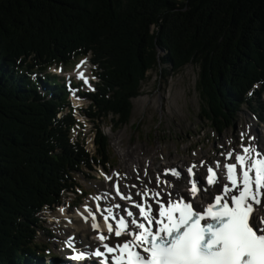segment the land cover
Instances as JSON below:
<instances>
[{
    "label": "trees",
    "instance_id": "obj_1",
    "mask_svg": "<svg viewBox=\"0 0 264 264\" xmlns=\"http://www.w3.org/2000/svg\"><path fill=\"white\" fill-rule=\"evenodd\" d=\"M85 57L98 78L79 93L94 152L75 136L68 86L50 71ZM189 63L215 133L244 106L254 113L264 92V0H0V264H46L39 213L61 203L79 174L107 164L100 122L127 124L150 70Z\"/></svg>",
    "mask_w": 264,
    "mask_h": 264
},
{
    "label": "rangeland",
    "instance_id": "obj_2",
    "mask_svg": "<svg viewBox=\"0 0 264 264\" xmlns=\"http://www.w3.org/2000/svg\"><path fill=\"white\" fill-rule=\"evenodd\" d=\"M161 69L163 68L157 67L147 73L146 79L142 82L140 94L132 99V112L127 124L116 127L110 122L109 118H104L100 122L110 140L111 152L107 164L103 167L98 166L93 171H87L85 175L79 174L77 176L79 187L76 189V193L68 194L63 206L55 209L47 208L41 213V230L37 241L40 243L41 248L45 249L43 258L46 263H52L54 260L56 262L71 260L72 257L68 258L67 255L73 252V248L80 245L86 246L87 241L88 243L92 242V234L86 232L88 230H84L82 225L84 221L76 220L74 216L77 215L78 210H82L84 204L91 203V197H95L103 204L99 205L101 208H98L92 201L94 212L100 213L105 208L103 212L108 213L107 209H111L112 200L121 202V199L117 200L112 196L114 194L113 181H118L120 188L130 185L133 187L131 189L135 190V186L131 184V181L135 180L139 183V188L141 187L140 185L143 184V181L141 182L135 175H130V171L123 161V159L133 160L136 155L133 149L135 145H137L135 149L138 153V158L144 156L146 151H144V148L158 151V154L154 157V163L150 162L147 165V172H150L151 187H154V189L158 188L159 192L162 190L159 187L160 183H157V181L153 183L155 177L152 175L156 174L153 166H156L157 170H160V173L164 175L163 168L158 166V163H162L163 159L168 157L169 154L171 156L176 154L185 161L184 167L175 168L181 172L179 185H184L186 177L184 178L182 173L186 172V166L199 162V158L194 157L196 154H205L207 164H212L213 159H216L219 154L225 159L227 157L224 154L228 151L239 152L242 144L246 146L256 142L257 145L260 143L264 147V92L261 103L254 105L255 115L244 106L238 113L235 125L226 129L222 134H217L210 128V124L202 109L203 102L197 86L199 78L198 65L189 63L180 70H164L162 74L160 73ZM52 70L55 69L52 68ZM83 70L90 80H95L93 76L95 66L89 61L81 65L79 70L73 66V63L63 65V71L60 74L67 72L68 74L66 75L80 80L77 77V71ZM87 88H93V84L90 81L87 84ZM76 92L77 90H74V93ZM71 97L78 108L87 107L88 102L85 100L75 94H72ZM78 118L82 125L75 131V136H79L81 133L80 135L86 141L87 148L93 152L95 150L96 137L95 124L88 117L78 114ZM241 133H244L243 139H241ZM252 137L254 140L251 139ZM119 146L123 150L127 148L125 152H127L128 157L122 156ZM129 146H132V149ZM252 146L257 149L256 145ZM259 148L261 147L259 146ZM129 154H132L133 157ZM175 160L181 159H169L171 163L169 169L176 166ZM133 166L136 175L140 177L142 168H140L136 160L133 162ZM206 166L204 167L205 170ZM113 172H117L120 177L115 180L114 177L112 180L106 179L108 177L106 175H114ZM98 182L102 183L103 187L97 185ZM201 182L204 183L202 180ZM103 188L108 191L107 196L103 195ZM61 208H65L64 211H61ZM111 211L112 216L110 217L115 218L117 216L116 213L113 210ZM122 212L124 213V208ZM86 214L82 211L83 220ZM96 221L101 223L105 220L97 218ZM88 236L91 237L89 238ZM77 237L80 241H77ZM82 237H87L88 240L85 242ZM112 237L124 239L114 235ZM69 240L75 247L65 248ZM89 245L91 246L90 249L95 247L93 244ZM61 247L64 249H61Z\"/></svg>",
    "mask_w": 264,
    "mask_h": 264
},
{
    "label": "snow or ice",
    "instance_id": "obj_3",
    "mask_svg": "<svg viewBox=\"0 0 264 264\" xmlns=\"http://www.w3.org/2000/svg\"><path fill=\"white\" fill-rule=\"evenodd\" d=\"M85 63L82 60L76 69ZM77 76L88 84L83 72L77 71ZM243 136L241 133V139ZM241 148V152L224 154L233 162L215 163V168L229 183L219 180L212 166H206L200 174V180L206 184L199 183L193 172L197 165L192 164L186 169L185 184L175 186V198L167 192L161 202L156 198L162 193L151 192L159 205L158 216L151 204L136 203L143 222L121 216L115 227L107 224V232L123 237L121 242L110 246L105 243L109 237L100 234L97 239L104 251L99 247L91 253L73 249L72 259L94 256L101 259V264H264V149L258 151L251 144H242ZM165 173L177 180L181 177L175 168ZM157 183L169 182L157 178ZM208 186H216V191ZM121 199L130 197L121 195ZM107 211L105 221L112 216L111 209ZM127 217H133V212L127 211ZM92 228L99 226L93 223ZM67 244L73 247L71 240Z\"/></svg>",
    "mask_w": 264,
    "mask_h": 264
},
{
    "label": "bare ground",
    "instance_id": "obj_4",
    "mask_svg": "<svg viewBox=\"0 0 264 264\" xmlns=\"http://www.w3.org/2000/svg\"><path fill=\"white\" fill-rule=\"evenodd\" d=\"M259 133V132H258ZM252 139L254 140V138L252 137ZM263 140H264V136H263ZM258 142V141H257ZM119 143V142H118ZM117 143V144H118ZM251 145H256L257 146V150L259 151V150H261V149H264V147L263 148H259V143H258V145H257V143L255 142V144L253 143V144H251ZM135 146H137V145H135ZM135 146H134V150H135V156H134V158H133V160L135 161H137V163L139 164V166H140V168H142V174H141V176L140 177H138L137 175H136V173H135V171H134V166H133V162L132 161H129V160H126V159H123V161H124V163L126 164V166H127V168H128V170L130 171V175H135L136 176V178H139L140 180H141V182L143 181V184L142 185H140L141 187L139 188V186H138V182H136L135 180L134 181H131V184H133L134 186H135V190H133V189H131V188H133L132 186H126V187H124V191L126 192V196H129L130 197V199H125L126 201H129V200H134V199H136L138 196H141V195H143V193H145V191H147L148 192V195H144L145 197H146V200H145V202L146 203H148V204H151L152 206H153V211H154V213L158 216V209H159V205L156 203V200H154L152 197H151V192H153V190H155V191H158L159 192V190H158V188L157 189H154V187H151V182H150V180H149V174H150V172H147V165L148 164H150V162H152V164L154 163L153 162V160H154V157H155V155L156 154H158V151L155 149H145L144 148V151H145V154H144V156L142 157V158H138L139 156H138V153H137V151H136V149H135ZM120 147V146H119ZM129 147H131V149H132V146H129ZM120 149H121V152H122V156L123 157H125V156H127V152H125V150H127V148L126 149H122L121 147H120ZM143 154V153H142ZM130 155V154H129ZM130 156H132V154L130 155ZM202 156V157H201ZM128 157V156H127ZM133 157V156H132ZM131 157V158H132ZM194 157L195 158H199L198 160H199V162H197V163H193V164H195V165H197V167L196 168H194L193 169V172L196 174L195 175V179H197L198 181H200V174L201 173H203L204 171H205V165H208L207 164V158H206V160H205V154H203V153H199V154H196V155H194ZM171 158H175V159H181V160H175L176 161V166H173L172 168H177V167H184V165H185V161H183L184 159L183 158H179L176 154H173L172 156H171V154H169V156L168 157H165L164 159H163V161H162V163L161 162H159L158 163V166H161L162 168H163V171H164V173H165V170H167V169H169V166H170V162H169V159H171ZM192 158V157H191ZM201 159V160H200ZM201 161H203V166L201 165ZM219 162L221 165H223L222 163L223 162H225V159L219 154L218 155V157L216 158V159H213V161H212V163L213 164H215L216 162ZM157 165V164H156ZM190 165H192V164H190ZM189 165V166H190ZM154 168H155V175H152V176H154L155 177V179L153 180V183L155 182V181H157V178H159V180L160 181H168L169 183H160V185H159V187H160V189H162L161 190V193H162V195L160 196V197H157L156 199H158V200H160V201H163V200H165V195H166V193L167 192H171L172 194H173V197L175 198V194H176V185H179L180 183H179V180H177L175 177H172L171 176V174L170 173H165L164 175H162L161 173H160V170H157V168H156V166H153ZM146 168V169H145ZM186 169H187V166H186ZM153 171V170H152ZM154 171H153V174H154ZM183 175V177L185 178L186 176H187V173L184 171L183 173H182ZM217 177H218V179L219 180H223L224 181V183H229L226 179H224V177L223 176H221V173H220V170L218 169V174H217ZM165 179V180H164ZM140 182V183H141ZM102 183H100V182H98V184L97 185H99L100 187H103V185H101ZM107 184V183H106ZM169 184H171L172 185V187H169ZM206 184V183H205ZM107 185H109V184H107ZM106 185V186H107ZM209 188H210V190L211 191H213V192H215L216 191V186H208ZM141 188H143V190L141 189ZM107 192L108 191H106V189L105 188H103L102 189V193H103V195L104 196H107ZM132 192V193H131ZM102 193H101V195H102ZM138 193L140 194V195H138ZM114 198H116L117 200L118 199H121V198H119V197H116V196H114V195H112ZM93 202L95 203V199H93ZM112 202H113V209L115 210V211H120V210H122L124 207H129L127 204H124V201L123 200H121V202H118V201H115V200H112ZM116 205H119V207H116ZM98 208H101V206H99V205H96ZM82 211H83V209H82ZM86 216H89L88 214H86V215H84V223L82 224L83 226H84V230H88V231H86V232H90L91 234H92V237H93V239H92V242L90 241L89 243H88V239H87V237H82V239H85L84 241L86 242L87 241V243L86 244H93V245H99L100 244V242L98 241V239H97V233H93V231H94V229L92 228V224L93 223H95V224H97L100 228H102L103 230H105L106 232H107V224H112L113 225V227H115V225H116V220H112V221H110L109 223H107L106 221H102L101 223H98L96 220H94L92 217H86ZM86 217V218H85ZM133 218H135V219H137L138 220V222H141V218L138 216V213H137V211H133V217H127V220H131V219H133ZM90 219H92V220H90ZM101 219H103V218H101ZM89 221H90V223H89ZM81 225V226H82ZM130 228L132 229V230H134V226H130ZM107 235H108V237H111L112 236V234H109L108 232H107ZM85 236H86V234H85ZM89 238L91 237V236H88ZM77 241H80V240H78V237H77ZM87 259V258H86ZM96 263V260L93 258V257H90L88 260H85V262H84V264H95Z\"/></svg>",
    "mask_w": 264,
    "mask_h": 264
}]
</instances>
